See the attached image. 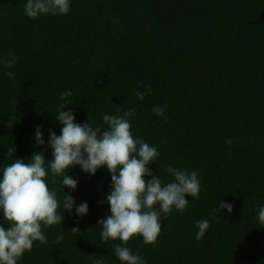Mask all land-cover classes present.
I'll return each mask as SVG.
<instances>
[{
  "label": "trees",
  "instance_id": "1",
  "mask_svg": "<svg viewBox=\"0 0 264 264\" xmlns=\"http://www.w3.org/2000/svg\"><path fill=\"white\" fill-rule=\"evenodd\" d=\"M25 3L0 0V57H19L0 65V167L37 151L53 158L47 140L50 129L60 134L61 92L73 93L64 110L76 123L101 125L104 114L135 109L133 135L159 151L153 175L163 178L167 165L197 170L201 188L183 212L162 218L155 244L137 235L126 246L147 264H264V0H71L67 15L36 19ZM144 85L151 95L139 101ZM159 105L167 119L152 112ZM38 125L43 146L34 142ZM70 174L77 189L64 191L75 205L88 202L87 215L60 210L61 225L43 228L47 243L34 242L17 264H120L122 242H102L98 226L111 214L110 174L79 166ZM49 187L62 202L60 177ZM220 200L231 213L213 214ZM198 220L210 223L200 240Z\"/></svg>",
  "mask_w": 264,
  "mask_h": 264
},
{
  "label": "clouds",
  "instance_id": "2",
  "mask_svg": "<svg viewBox=\"0 0 264 264\" xmlns=\"http://www.w3.org/2000/svg\"><path fill=\"white\" fill-rule=\"evenodd\" d=\"M71 0H26L24 14L36 19L41 15H67ZM19 57H0V65L14 67ZM14 78V73H5ZM144 91L137 90L139 101L151 95V88L144 85ZM73 93H60L55 121L60 126V134L53 130L48 132L47 147L51 149L52 159L46 161L44 153L37 151L25 161L13 160L0 167V264H17L26 251H31L36 241L44 244L47 239L43 228L61 225L63 214L60 210L72 212L77 217L88 213V202L75 205L65 187L75 191L78 180L71 174V169L79 166L80 170L95 175L97 169L105 168L111 176V191L104 197L109 205L110 215L98 221L100 240H119L114 246V255L120 264H147V260L133 253L127 242L134 236L142 237L144 244H155L161 233L162 218H167L173 211L183 212L189 201L199 198L200 180L197 170H187L165 166V175L155 176L149 167L158 161L159 151L137 138L131 131V120L135 118V109H128L122 114L102 117L103 124L89 122L76 123L75 113L65 111L66 105H72L69 99ZM152 112L160 119H167L166 107L154 106ZM107 127H104V126ZM37 146L45 145L44 133L37 126L34 135ZM226 143L231 144V139ZM12 154L14 150H9ZM160 169V165H158ZM171 180L165 182L167 177ZM60 177L64 200L57 199V190L50 189L49 182L55 183ZM144 177H151L147 181ZM231 213L233 207L223 200L217 208ZM257 220L264 226V205L258 208ZM195 239L204 237L210 227L208 220L196 221ZM73 230H78L73 228ZM63 240V235L57 236ZM93 264H105L103 259H94Z\"/></svg>",
  "mask_w": 264,
  "mask_h": 264
}]
</instances>
